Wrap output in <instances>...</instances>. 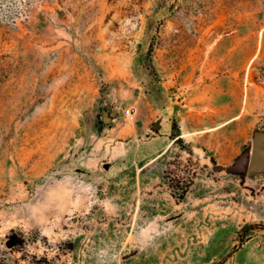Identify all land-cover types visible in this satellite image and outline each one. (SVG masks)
I'll return each mask as SVG.
<instances>
[{
    "label": "rangeland",
    "instance_id": "rangeland-1",
    "mask_svg": "<svg viewBox=\"0 0 264 264\" xmlns=\"http://www.w3.org/2000/svg\"><path fill=\"white\" fill-rule=\"evenodd\" d=\"M0 264H264V0H0Z\"/></svg>",
    "mask_w": 264,
    "mask_h": 264
},
{
    "label": "water",
    "instance_id": "water-1",
    "mask_svg": "<svg viewBox=\"0 0 264 264\" xmlns=\"http://www.w3.org/2000/svg\"><path fill=\"white\" fill-rule=\"evenodd\" d=\"M106 120H108V117H106ZM260 153V146L258 143V140L255 139L254 141V150H253V157H252V163H254L256 161L257 156Z\"/></svg>",
    "mask_w": 264,
    "mask_h": 264
},
{
    "label": "trees",
    "instance_id": "trees-1",
    "mask_svg": "<svg viewBox=\"0 0 264 264\" xmlns=\"http://www.w3.org/2000/svg\"><path fill=\"white\" fill-rule=\"evenodd\" d=\"M173 128H175V126L173 127ZM173 136H174V138H180V135H181V133L179 132V133H175V131H173Z\"/></svg>",
    "mask_w": 264,
    "mask_h": 264
},
{
    "label": "built area",
    "instance_id": "built-area-1",
    "mask_svg": "<svg viewBox=\"0 0 264 264\" xmlns=\"http://www.w3.org/2000/svg\"><path fill=\"white\" fill-rule=\"evenodd\" d=\"M127 113H128V116H130V117L133 118L134 115L133 114H130V110H128Z\"/></svg>",
    "mask_w": 264,
    "mask_h": 264
}]
</instances>
